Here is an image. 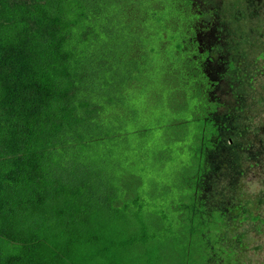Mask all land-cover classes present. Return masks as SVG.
<instances>
[{
    "label": "trees",
    "instance_id": "trees-1",
    "mask_svg": "<svg viewBox=\"0 0 264 264\" xmlns=\"http://www.w3.org/2000/svg\"><path fill=\"white\" fill-rule=\"evenodd\" d=\"M193 4L0 0V264H170L161 250L173 243L176 264H262L247 254L249 227L264 223V196L243 182L245 169L257 173L253 103L242 98L238 66L212 70L210 26L196 19L208 15ZM150 23L160 36L148 34L176 41V80L164 72L161 91L168 123L152 124L132 99ZM218 39L221 65L226 42L240 45ZM126 45L138 48L131 61L115 51ZM175 127L186 133L171 138ZM164 130V142L190 154L175 176L181 194L163 199L155 221L124 164L146 161L141 150L130 157L132 141H160ZM128 177L140 181L134 190ZM159 223L173 234L154 250L158 232L147 231Z\"/></svg>",
    "mask_w": 264,
    "mask_h": 264
},
{
    "label": "rangeland",
    "instance_id": "rangeland-1",
    "mask_svg": "<svg viewBox=\"0 0 264 264\" xmlns=\"http://www.w3.org/2000/svg\"><path fill=\"white\" fill-rule=\"evenodd\" d=\"M192 2L195 3L193 4V7H200L204 10L205 14L208 15L206 19L199 16H197L196 19L201 24L204 23V20L208 22L210 27L208 31L204 33V36L211 38L212 45L219 40L218 38H223V36L228 39H237L239 38L240 32H243L245 29V25L248 28L251 26V23H249L251 21L249 19L247 24H245V21L241 19V0H192ZM163 18L166 20L169 19L167 12L163 14ZM149 28L150 29H147L146 32L147 37L143 41L145 55L142 66L140 65L142 70H144L142 74L143 76L141 79L137 78L139 81L138 84H136L132 99L134 100L133 103L135 104L136 112L146 115L152 124L158 122L161 123L163 121L164 123H168L171 117L166 115L165 112H160L162 110L160 105H162L163 101L161 91H163V88L168 86V83L164 80V72L168 74L169 71H172L171 77L174 81L176 80L175 73L179 69L178 59L175 56L177 55L175 52L176 41H172L171 38H168L166 41V39H162L160 37L156 38L154 34L152 36L148 34L150 31L158 32L159 34V28L155 29L154 23H150ZM216 36L219 37L216 38ZM163 44L165 45L164 51L161 50V46ZM231 48V42H226L222 53L227 51L226 55H229L230 53V55L233 54L237 56L240 50L238 48ZM115 51L118 55L123 54L126 60L131 61V56H135L136 58L138 48L126 45L122 46L121 49H115ZM211 53L213 54L214 59L218 60L220 57L219 55L221 54L220 48L215 49ZM123 66L134 68L135 64L134 62H132V64L125 63ZM211 68L213 71L218 70L217 66H211ZM246 83L247 85L245 86H250V88L247 90V88L241 84L244 89V95H242V98L244 99L246 105L253 103V113L250 114V117L254 118L252 125L259 132V136L257 138H260L261 140L255 144L257 166L255 165L253 170H256L257 167V173H253L249 169H245L243 182L248 194H262L264 196V73L261 78L259 75L255 77L254 82L246 81ZM166 94L170 97L176 98L178 101H183L184 98L181 92H179L180 95H177L178 93L176 94L174 91L168 90ZM165 106L166 104L163 105V108ZM135 128H137V125L133 124L128 127V130H135ZM185 133L186 130L175 127L173 128L171 138L175 135L178 138ZM156 134L157 136L159 134L158 137L162 140L159 141L157 138L153 140L154 136L149 135L144 144L132 141L130 143L129 150L126 149L129 151V155L132 158L136 155L135 150L143 151L147 154L146 161H142L137 164H133L131 162L124 164L126 167L125 171L132 174L138 173V177L142 180L143 186L136 190V192L141 194L146 212L151 213L152 211H155L153 214L155 216V221H157L156 219L160 220L162 218L160 208L157 206L161 205L163 199L170 197L171 194H181L182 190L178 185L179 183L177 179H175V176L177 173H180L182 163L187 162V158H189L190 154V149L188 147L181 153L173 146L167 144V142H164L163 137L168 141L171 140V138L168 139V131L164 130L162 133L160 131H156ZM171 164H175V169L171 166ZM193 168L195 169V166L191 165L190 169L193 170ZM113 173L115 176H118L119 167L117 168L114 166ZM126 182L128 186L132 187L134 190L140 181L138 178L128 177L126 178ZM115 184L117 187V181ZM262 208L264 218V204ZM158 226L159 227H154L152 229H148L147 231L148 235L158 232V241L154 244H150L151 248L154 250L161 247L163 248L165 236L173 234V230L171 233H168L164 223H159ZM248 227L249 225H247V228ZM249 228L253 230L250 234L253 236L254 240L247 254L253 258H257L258 261L264 264V223L259 228ZM258 229L259 231H257ZM139 232L137 231V233ZM255 246L258 247L256 250ZM177 248H180V244L173 243L168 246H164V249L161 250L162 256L171 255L170 264H176V260H178L176 256L177 254H174Z\"/></svg>",
    "mask_w": 264,
    "mask_h": 264
},
{
    "label": "flooded vegetation",
    "instance_id": "flooded-vegetation-1",
    "mask_svg": "<svg viewBox=\"0 0 264 264\" xmlns=\"http://www.w3.org/2000/svg\"><path fill=\"white\" fill-rule=\"evenodd\" d=\"M241 8V19L245 21V24L249 22V19L251 26L248 28L245 25L243 32H240L239 59L235 61L230 53L226 55V51L223 52L220 60L222 64L215 63L217 61L211 53L217 49L214 47L215 43L213 45L211 43L208 54L211 66H217L218 69L231 70V67L236 68L238 66L237 68L243 78L242 84L246 87V81L254 82L255 77L259 75L261 78L264 73V0H241Z\"/></svg>",
    "mask_w": 264,
    "mask_h": 264
}]
</instances>
